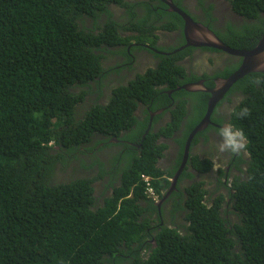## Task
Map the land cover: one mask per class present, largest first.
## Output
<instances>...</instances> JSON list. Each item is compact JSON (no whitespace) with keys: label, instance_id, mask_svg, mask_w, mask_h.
Returning a JSON list of instances; mask_svg holds the SVG:
<instances>
[{"label":"trees","instance_id":"obj_1","mask_svg":"<svg viewBox=\"0 0 264 264\" xmlns=\"http://www.w3.org/2000/svg\"><path fill=\"white\" fill-rule=\"evenodd\" d=\"M156 1L0 0V264H264V83H253L264 72L234 86L245 93L232 122L247 137V170L226 183L223 168L198 178L189 167L205 176L213 163L190 152L161 206L146 193L144 175L159 199L172 187L210 99L178 89L189 81L184 51L148 62L133 78L134 65L107 68L113 56L131 61L129 48L158 47L159 30L182 29L183 18ZM227 1L255 22L229 25L226 43L253 48L264 35V0ZM161 85L178 90L162 94ZM141 104L167 107L169 120L146 133L150 113L142 120ZM177 135L178 163L163 169L169 145L161 138ZM112 147L119 152L109 166L98 152ZM70 159L80 172L63 180Z\"/></svg>","mask_w":264,"mask_h":264},{"label":"flooded vegetation","instance_id":"obj_2","mask_svg":"<svg viewBox=\"0 0 264 264\" xmlns=\"http://www.w3.org/2000/svg\"><path fill=\"white\" fill-rule=\"evenodd\" d=\"M158 1L155 2V5L157 4L159 5L163 2L166 5L164 9L168 11L169 5L164 0H161L160 1L161 3ZM173 2L176 4L174 0ZM194 2H197V4L194 6V9L192 6V1L190 0H182L181 6H179L178 4L176 5L183 8L186 12H188L193 17L194 20L201 22L205 24L206 26H209L210 29H212L225 43H226L225 37L228 36L226 34H229L228 33L229 25H233L234 27H237V28H243L246 24H252L255 22V20L247 19L246 17L235 12L232 6L228 7L229 8L228 11H222L221 13H219L217 9L220 10L222 8L220 5L229 3L227 0H193V3ZM212 6H213V9H212L213 14L211 16L208 13V9ZM168 12L172 13V11H168ZM213 17H215L216 20ZM207 22H210V23H207ZM161 31L163 30L158 31L160 35L165 36L167 38L165 39V41H163L164 39L160 38L159 41L157 42L158 47H151L149 44H144V46L147 48L145 49V52L147 54L146 55L147 59L143 61V64H146L148 61H153L154 65L155 64L157 65L158 59H160L162 55H166L170 53L177 54V53L184 51L186 52V54L180 57L179 63H181L187 69V74H188L187 76L189 78V81H187L185 84L203 82L204 83L203 86L205 88H213L215 86V83L217 85L218 80H221L222 78H224L222 75L225 74L227 70L229 69L231 70L235 67L237 69L242 63L243 58L241 56L230 54V53H227L225 51H222V50H219L213 47L189 46V47H186L180 50V48L186 44V38L184 34V25L182 29L172 31V33L165 32V31L161 32ZM226 44L228 45V43ZM172 46H174L173 49H172ZM131 49L132 48H129L130 52H132ZM234 49H237V48H234ZM248 49H251V48H248ZM135 50L143 51V50H138V49H135ZM241 50H245V48L244 49L242 48ZM130 52L128 55L131 58V61L127 63H123L122 65L124 64L129 65L130 63L133 62L134 55L130 54ZM198 59H203L202 64L200 66H197L194 64V62L197 61ZM206 61H208L207 64H206ZM139 67L144 68L142 66H139ZM139 67H135L129 70V72L134 70L133 72L136 75V73L140 69ZM212 84H213V87H209V85H212ZM182 85L184 84H181L180 86ZM235 85L236 84H234L230 88V90L226 93L224 98L217 104L211 116V123L207 126V128L204 129V131L202 130L203 132L206 131L207 133L206 135H208V137L206 138L205 135L202 136L201 134L203 133H201L200 131L199 132V134L201 135L200 141L196 144H193V143L191 144L190 152L193 155H198L200 158L202 157V159L209 158L211 159L213 163V167L211 171L207 173L205 176L202 175L204 173L198 171L195 167L190 166L189 171L192 174L197 175L198 178L199 177L205 178L207 175H209V177L215 178V176H217L218 173L220 172V168H223L226 173L225 175L226 177L224 179L226 183V180L228 177H233L235 174L240 175L247 170L246 161L249 156V152L247 148L245 151L241 152L240 154H230L227 152L220 153L218 152L217 147H216V145L222 140V138L219 135H217V130L223 127L227 123L233 124L232 122L233 112L235 111L236 107L245 98V93L243 92V90H238L237 88H234ZM166 87H167L166 85L160 86V88L162 89L161 91L162 94L163 92L171 93L169 94L170 96L172 95V93H174V89L178 90L176 89L178 86H175L172 89H166ZM199 91L202 92L203 90H199ZM203 92H206V91H203ZM208 94L211 97V94L210 93ZM189 101L194 103V101H191V100ZM189 108H190V105H189ZM145 109L148 110L150 113L148 126L149 124H151V126L156 129L160 127L161 125H165L167 121L169 120L170 113L165 112L167 110V107H158L157 105L155 109H151V105L141 104L140 107L137 109L138 110L137 113L141 114L140 118L142 120L145 117H147L146 116L147 113L146 114L144 113ZM163 112H165L164 119L156 120V116ZM189 113H191L190 110H189ZM183 124L185 125L186 123H183ZM178 132H182V130L180 129ZM177 138H179L178 135L174 137H169V138L167 137L161 138L162 142L168 143L169 145V147L166 150L170 149V152L168 156L165 154V158L167 159V163L172 161L173 163L172 167H175L177 165L178 159H179L180 145L177 141ZM113 148L114 147L109 148L108 150L110 151ZM107 154L109 153L105 152L103 157ZM165 158H160L158 160V165L163 169L169 167V166L165 167L162 164L163 162H165L164 161ZM185 168L186 166L182 170L184 171ZM228 186H222L219 191L222 193L223 192L226 193L227 192L226 188Z\"/></svg>","mask_w":264,"mask_h":264},{"label":"water","instance_id":"obj_3","mask_svg":"<svg viewBox=\"0 0 264 264\" xmlns=\"http://www.w3.org/2000/svg\"><path fill=\"white\" fill-rule=\"evenodd\" d=\"M164 1L169 5L168 11L178 13L184 21V34L186 38V44L181 47L180 50L189 46L213 47L230 54L241 56L243 60L241 65L235 72H233L227 78H222L221 80H218L217 85L214 88H205L203 86V82L184 84L181 87H178V89H185L187 91L203 90L210 93L211 97L208 102V108L205 116L193 129L187 139L182 165L174 176V179L172 181V187L162 198V200L158 203V206H161V204L168 198V196L174 190L177 189L178 178L183 171L182 169L186 166L189 159L192 141L196 134L207 128V126L211 123V116L217 104L224 98L226 93L236 82H238V80L244 78L246 75L253 72H264V35L251 49H234L228 46L225 42H223L222 39L212 29H210L209 26H206L205 24L194 20L188 12H186L183 8L177 6L173 2V0ZM150 128L151 124H149L146 133L149 132Z\"/></svg>","mask_w":264,"mask_h":264},{"label":"rangeland","instance_id":"obj_4","mask_svg":"<svg viewBox=\"0 0 264 264\" xmlns=\"http://www.w3.org/2000/svg\"><path fill=\"white\" fill-rule=\"evenodd\" d=\"M136 1V0H135ZM138 1H141V0H138ZM190 1H192V6H193V9H194V6L197 4V2H194L193 3V0H190ZM222 8L219 10V9H217V11L219 12V13H221L222 11H228L229 10V3H226V4H222V5H220ZM123 14V13H122ZM126 16V15H125ZM127 17V16H126ZM126 17H124V18H120V21H122V20H127V18ZM167 37H163V39H166ZM130 54H133L134 55V60H133V62L132 63H130L129 64V66L130 65H134L135 67H139V66H142V67H144V68H141V67H139L140 69H139V71H142V70H145V68L148 66L149 67V65L147 64L148 62H151V63H153V61H148L146 64H143V61L145 60V59H147V57H146V52L145 51H137V50H133ZM129 56V55H128ZM152 57V56H151ZM128 60V58L127 57H125V59L123 58V57H121V56H113L112 57V59L111 58H109L108 60H107V62H106V66H107V68H109L110 66L112 67V69L114 70V69H116V68H114V67H116L117 66V64H118V62L120 63V64H122V63H127V62H130V61H127ZM202 61H203V59H198L197 61H195L194 62V64L195 65H197V66H200L201 64H202ZM208 63V61H206V64ZM121 66H117V68H120ZM134 71V70H133ZM133 71H131V72H129V73H127L128 75H129V77H134L135 76V73L133 72ZM114 74H115V72H114ZM98 143V142H97ZM117 149V147H114L112 150H108V149H104V150H100L98 153L99 154H101L102 156H100V158H101V160L103 161H105L109 166H110V164H109V161L110 160H112L113 159V157H114V155H117V153L119 152V150L118 151H115ZM105 152H108L109 154H107V155H105L104 157H103V155L105 154ZM169 152H170V149H168V150H166V155L168 156V154H169ZM164 161L165 162H163L162 164L166 167V166H169L170 168H173L172 166H173V163H172V161H170L169 163H167V159L165 158L164 159ZM79 162L78 161H76V160H73V159H70V162H69V164H67L66 165V167H63L62 168V171H64V170H66V172L65 173H63V172H61L60 174H59V176H60V178L61 179H63V180H69V179H71V177L73 176L74 177V175H77L78 174V172H80V167H79ZM168 167V168H169ZM189 182V180H187V179H184L183 180V182H182V189L184 188V183H188ZM205 182H206V186L208 187V188H210V190L212 189V186L210 185L211 183H212V180H209V179H206L205 180ZM101 184H102V182H98L97 183V188L99 189L100 188V186H101ZM217 194H219V193H216L215 194V196H217ZM173 200H170L169 201V203H168V205H171V203L173 204V202H172ZM163 204V203H162ZM161 204V205H162Z\"/></svg>","mask_w":264,"mask_h":264},{"label":"clouds","instance_id":"obj_5","mask_svg":"<svg viewBox=\"0 0 264 264\" xmlns=\"http://www.w3.org/2000/svg\"><path fill=\"white\" fill-rule=\"evenodd\" d=\"M253 83L256 84V85H259L261 83H264V81H261V80L257 79L255 81H253ZM248 114H249L248 109L244 108V109H242L240 111V113L238 115L240 116V118H243V117H246ZM217 135H219L222 138L221 142H219L216 145L217 150L220 153L227 152V153H230V154H240L241 152L245 151L246 148H247V137H246L243 129L237 128L232 123H227L223 127L219 128L217 130ZM174 176L171 179L172 181L174 179ZM187 180H189V178ZM177 184H178V182H177ZM152 188H153V191L150 192L149 190H147V187H146V193L149 196H151L156 201V203L158 204L162 199H159V194L156 192V190H155L153 185H152ZM168 191H169V189H168Z\"/></svg>","mask_w":264,"mask_h":264},{"label":"built area","instance_id":"obj_6","mask_svg":"<svg viewBox=\"0 0 264 264\" xmlns=\"http://www.w3.org/2000/svg\"><path fill=\"white\" fill-rule=\"evenodd\" d=\"M143 179H144V183H145V185L147 187V190H149L150 192H152L153 191V188H152V184H151V181H150L149 177L146 176V175H144L143 176Z\"/></svg>","mask_w":264,"mask_h":264}]
</instances>
